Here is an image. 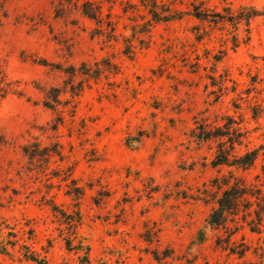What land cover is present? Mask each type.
<instances>
[{
  "label": "rangeland",
  "instance_id": "1",
  "mask_svg": "<svg viewBox=\"0 0 264 264\" xmlns=\"http://www.w3.org/2000/svg\"><path fill=\"white\" fill-rule=\"evenodd\" d=\"M113 1V12L122 16L118 32L130 36L123 28L129 21L122 9L138 0ZM204 1L219 9L225 4L264 8V0ZM6 9L0 68L24 96L2 98L0 93V224L13 227L20 243L25 241L46 264H80L64 241L73 231L75 243L81 240L90 247L92 264L240 262L216 249L217 238L206 223L211 207L196 200L218 174L203 168L213 150L193 142L191 131L196 120L213 122L223 115L239 120L243 115L248 148L260 151L256 168L245 174L255 182L264 164V111L254 120L238 95L250 100L251 107L257 102L264 109V19L252 21L250 42L235 50L230 43L223 46L220 32L196 43L188 20L155 25L150 37L141 38L142 47L135 42L129 58L121 40L92 39L89 21L77 15L56 19L51 0H15ZM240 34L245 36L244 27ZM196 55L206 68L192 74L184 61ZM214 57L220 61L215 63ZM105 60L115 65L116 74L85 86L73 117L70 108L59 107L64 123L52 131L57 115L44 108L36 85L62 86L65 76L42 63L66 68ZM222 77L230 80L228 87L236 83L235 93L212 86ZM233 99L242 106L238 112ZM34 140L44 147L60 142L64 161L54 158L46 167L30 168L22 147ZM58 168L66 170L58 173L61 178L71 173L67 182L53 177ZM69 186L84 188V196L75 201L67 194ZM50 200L68 213L78 204L81 224L76 229L62 224L46 204ZM30 228L33 240L23 231ZM200 231L208 236L203 244L196 242ZM242 239L250 246L246 260L264 264V237L245 229L234 237ZM11 252L13 256L0 255V264H34L22 258L19 247ZM154 252L170 256L156 261Z\"/></svg>",
  "mask_w": 264,
  "mask_h": 264
},
{
  "label": "trees",
  "instance_id": "2",
  "mask_svg": "<svg viewBox=\"0 0 264 264\" xmlns=\"http://www.w3.org/2000/svg\"><path fill=\"white\" fill-rule=\"evenodd\" d=\"M15 0H0V28L3 19L8 18L6 6ZM54 6L55 18L68 20L72 15H77L81 19L93 24L90 36L92 39L99 38L106 43L122 41L123 54L132 58L135 54V42L143 46L141 38L148 35L155 25L171 24L188 20L192 22L190 32L194 36L196 43L210 41L215 32H220L223 46L231 44L233 50L240 45H247L251 40V23L254 19H264V8L258 9L255 6L241 5L238 9L225 4L221 9L209 7L204 0H138L137 3L127 2L123 7V15L127 16L129 24L123 28L125 32L130 30V36L118 32L119 22L122 16L113 12L115 2L113 0H51ZM245 28V36L242 37L240 29ZM207 51V50H205ZM208 52V51H207ZM215 63L220 59L214 57ZM201 56L195 58L187 57L184 67L188 68L192 74L199 73L203 67ZM43 66H51L65 76L62 86L41 87L36 85V89L43 94L44 108L56 113L57 118L51 126V130L56 132L60 125L64 123V117L59 112V107L70 108L71 117L74 116L75 100L84 91L85 86H89L91 81L97 82L102 75L116 74V67L110 61L96 62L93 65L82 62L79 66L69 65L64 68L61 65H50L46 61ZM216 65V64H215ZM215 70V69H214ZM214 81V77H209ZM222 77L218 84L212 83L213 87H218L220 91L236 92L237 85L233 82L232 87L227 86L230 80ZM0 93L5 98L12 94L23 97V93L14 88V83L8 80L5 71L0 68ZM243 94V93H242ZM250 95V90L246 92ZM70 96L67 98V96ZM239 100H244L248 104V109L252 112V118H260L263 107L257 102L253 107L250 100L243 99L238 95ZM233 108L236 112L242 109L237 99H233ZM243 115L237 120L234 116H215L213 122L202 120L195 122V128L191 131V138L197 145L209 146L213 150V155L203 168H210L217 172L204 190L200 191L196 200L211 207V211L206 220L207 227L215 233L217 238L215 247L228 253V256L236 257L240 262L237 264H256L246 260L250 252V246L244 241L238 242L234 237L245 229L250 233L264 237V164L261 165V173L255 176V182H251L245 176L250 170L255 169L260 158L259 150H250L248 133L242 124ZM242 148L245 151L242 152ZM23 157L27 159L30 168L46 167L54 158L63 162L65 156L62 152L60 142H53L48 146H42L38 140L29 142L22 147ZM66 170L53 171V177L61 178L58 174ZM226 171V174L225 172ZM71 170H67V173ZM71 175V173H69ZM68 174L61 178L62 182L69 180ZM75 181H71L74 184ZM67 194L73 196L75 201L84 196V188L70 187ZM50 206L54 216L62 224L76 229L82 222V213L78 206L72 213H68L53 201H46ZM24 234L28 240H33L34 230L24 229ZM76 234H70L64 239L66 249L78 255L80 264H92L90 260V247L81 240L75 243ZM208 236L204 231H200L196 238L197 244H203ZM18 233L5 221L0 224V255L13 256L11 251L19 247L22 258L34 264H46V259L41 258L24 241L20 243ZM146 241L151 242L150 239ZM169 253L163 257L158 252L153 253L156 261L168 258Z\"/></svg>",
  "mask_w": 264,
  "mask_h": 264
}]
</instances>
